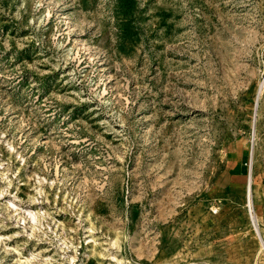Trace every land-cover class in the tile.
<instances>
[{
    "label": "rangeland",
    "instance_id": "1",
    "mask_svg": "<svg viewBox=\"0 0 264 264\" xmlns=\"http://www.w3.org/2000/svg\"><path fill=\"white\" fill-rule=\"evenodd\" d=\"M262 239L264 0H0V264H264Z\"/></svg>",
    "mask_w": 264,
    "mask_h": 264
},
{
    "label": "built area",
    "instance_id": "2",
    "mask_svg": "<svg viewBox=\"0 0 264 264\" xmlns=\"http://www.w3.org/2000/svg\"><path fill=\"white\" fill-rule=\"evenodd\" d=\"M248 210H249V215H250L251 221L255 225V222H254L255 221L254 211L252 210L251 206H248Z\"/></svg>",
    "mask_w": 264,
    "mask_h": 264
},
{
    "label": "bare ground",
    "instance_id": "3",
    "mask_svg": "<svg viewBox=\"0 0 264 264\" xmlns=\"http://www.w3.org/2000/svg\"><path fill=\"white\" fill-rule=\"evenodd\" d=\"M248 183H249V186H250V184H251V178H249L248 179ZM249 193H250V191H249ZM250 197V196H249ZM255 222V221H254ZM262 243H263V245H264V239H262Z\"/></svg>",
    "mask_w": 264,
    "mask_h": 264
},
{
    "label": "water",
    "instance_id": "4",
    "mask_svg": "<svg viewBox=\"0 0 264 264\" xmlns=\"http://www.w3.org/2000/svg\"><path fill=\"white\" fill-rule=\"evenodd\" d=\"M250 176V172L248 171V177Z\"/></svg>",
    "mask_w": 264,
    "mask_h": 264
}]
</instances>
